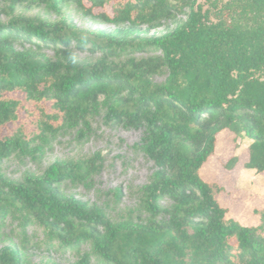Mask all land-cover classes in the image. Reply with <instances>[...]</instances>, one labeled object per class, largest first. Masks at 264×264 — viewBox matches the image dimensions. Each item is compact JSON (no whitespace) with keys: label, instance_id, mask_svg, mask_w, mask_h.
<instances>
[{"label":"trees","instance_id":"16d2710c","mask_svg":"<svg viewBox=\"0 0 264 264\" xmlns=\"http://www.w3.org/2000/svg\"><path fill=\"white\" fill-rule=\"evenodd\" d=\"M1 1L0 157L27 153L66 127L89 131V114L104 97L108 120L143 128L140 146L155 168L140 192L145 217L136 222H113L62 190L64 182L91 181L99 153L54 161L22 181L0 169V210L42 226L59 248L89 244L102 264H264V207L255 209L256 225L229 218L218 200L223 187L201 176L224 130L251 140L245 167L264 172V0H206L207 7L202 0ZM41 5L58 13L73 5L128 27L87 32L65 18L15 16L18 6ZM107 7L111 14L95 12ZM164 21L172 27L160 35L128 37ZM128 48L155 54L118 60ZM75 49L101 60H71ZM20 263L15 249L1 250L0 264Z\"/></svg>","mask_w":264,"mask_h":264},{"label":"rangeland","instance_id":"374dc122","mask_svg":"<svg viewBox=\"0 0 264 264\" xmlns=\"http://www.w3.org/2000/svg\"><path fill=\"white\" fill-rule=\"evenodd\" d=\"M202 2L207 5L206 0ZM2 4L0 0V6ZM103 10L111 14L109 7L98 8L95 12ZM15 16L50 22L65 18L87 32L117 34L128 27L126 24L118 25L87 15L73 5L59 13L44 5L32 8L18 6ZM168 27H172L171 21H164L151 28L140 26L128 37H154L162 34ZM46 53L54 55L51 50H46ZM154 54L152 50L133 51L128 48L118 55V60L142 59ZM69 58L77 62L93 63L101 60V55L75 49ZM165 79V72L154 76L156 83L164 82ZM107 111V100L101 97L89 114V131L81 124L66 127L56 134L47 135L43 140H36L27 153L15 151L0 157L2 173L14 181H22L28 173L42 174L54 161L83 160L99 153L101 169L94 174L92 180L79 184L64 182L62 190L81 200L97 204L116 223L128 220L136 222L139 217H145L140 212V192L149 182L155 167L140 146L143 128L115 124L108 120ZM250 143L251 140L246 136L237 137L230 130L222 131L217 137L215 152L201 169V176L205 181L218 183L223 187L218 200L228 210V217L244 225L258 224L259 217L255 214V209L264 207V172L257 173L245 167L249 159ZM234 157H238L237 162L228 168ZM164 204L167 205L165 202ZM7 246L18 252L20 264H75L85 254H90L88 264H102L91 254L89 244H82L78 249L59 248L42 226L33 221L27 223L25 217L18 212L3 213L0 210V252Z\"/></svg>","mask_w":264,"mask_h":264}]
</instances>
